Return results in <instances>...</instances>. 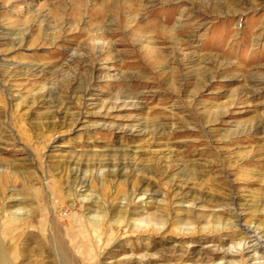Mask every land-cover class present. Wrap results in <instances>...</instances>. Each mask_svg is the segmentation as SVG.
<instances>
[{
  "label": "rangeland",
  "instance_id": "obj_1",
  "mask_svg": "<svg viewBox=\"0 0 264 264\" xmlns=\"http://www.w3.org/2000/svg\"><path fill=\"white\" fill-rule=\"evenodd\" d=\"M22 226L80 264H264V0H0V236L58 264Z\"/></svg>",
  "mask_w": 264,
  "mask_h": 264
},
{
  "label": "bare ground",
  "instance_id": "obj_2",
  "mask_svg": "<svg viewBox=\"0 0 264 264\" xmlns=\"http://www.w3.org/2000/svg\"><path fill=\"white\" fill-rule=\"evenodd\" d=\"M78 177V176H77ZM78 181V180H77ZM79 183V182H78ZM82 184V183H81ZM80 184V185H81ZM20 220V221H19ZM17 221V222H16ZM23 221V219L21 218H17L14 222H15V225L19 223L21 224ZM96 223L98 222L97 220H95ZM95 221H92V222H95ZM29 222L27 220L24 219V225L25 224H28ZM66 223V222H65ZM57 224V223H56ZM55 225V224H54ZM95 225V224H94ZM97 226V225H96ZM23 227H26V226H22V230H24L25 228ZM20 228V227H19ZM51 229V228H50ZM21 230V229H20ZM21 230V232H22ZM70 230V229H69ZM52 232V230H50ZM49 231V232H50ZM25 236L24 237H27L28 239H32L30 235H39V238H41V240H39L37 243H38V248H29V247H25L23 249V251L25 253H27V257L26 258H29V255L28 253L29 252H33V251H42L44 249H47L49 250V253L51 254H54L55 255V260L58 264H80L81 263V259L80 257L77 256V254H74L73 253V249L77 247V243H73V242H70V241H66L65 237L63 236L62 234V228H58L56 227L55 230H53V233H41V234H36V232L34 231L33 234L31 232H28V231H23ZM21 234V233H20ZM33 237V236H32ZM35 237V236H34ZM4 238V236H3ZM37 239V238H35ZM7 241V240H6ZM30 241V240H29ZM33 241V240H31ZM5 242V241H4ZM9 242V241H8ZM69 242L71 244H69ZM6 243V242H5ZM30 243V242H29ZM13 244H16V243H13ZM5 245V244H4ZM3 245V242H2V239H1V236H0V264H14L11 256H10V253L5 249ZM7 245V244H6ZM5 245V246H6ZM28 245V244H27ZM8 247H11V246H8ZM12 251L11 252H17V248L16 246L13 245V247L11 248ZM38 249V251L36 250ZM79 250V249H78ZM43 252V251H42ZM14 253V254H15ZM35 253V252H34ZM47 253V251H46ZM43 254V253H41ZM19 256V254H18ZM31 257V256H30ZM33 259V257H32ZM36 264H38V262H36Z\"/></svg>",
  "mask_w": 264,
  "mask_h": 264
}]
</instances>
